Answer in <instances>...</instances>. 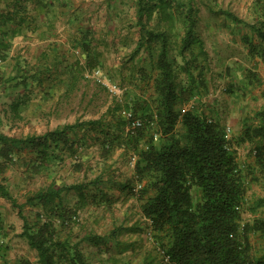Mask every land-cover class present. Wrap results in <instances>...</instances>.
<instances>
[{"label":"trees","instance_id":"1","mask_svg":"<svg viewBox=\"0 0 264 264\" xmlns=\"http://www.w3.org/2000/svg\"><path fill=\"white\" fill-rule=\"evenodd\" d=\"M135 1L141 35L132 59L143 52V59L134 64L144 90L130 97L129 107L143 125L126 134L124 125L130 126V122L118 115L120 105L110 109L109 119L89 123L100 129L96 138L106 156L116 145L137 154L133 178L120 184L140 200L141 214L155 240L154 249L146 252L141 264H264V196H248L252 183L264 182V106L244 119L236 138L238 143L249 142L254 152V160L243 162L233 148V138L227 137L225 124L197 107H184L195 96L208 93L211 86V59L200 31L197 1ZM255 5L252 20L214 7L211 11L226 13L230 21L225 25L240 34L250 56L264 63V0ZM243 76L244 83L262 85L256 68H244ZM236 84L233 79L229 85L232 96L248 93L239 91ZM75 126L27 137L29 152L34 154L26 162L28 169L40 173L45 163L55 162H49L51 156L65 161L68 153L75 158L82 141L69 135L68 130ZM17 140L0 133V169L15 162L23 151L14 144ZM75 167L82 166L76 162ZM106 174L109 178L111 165ZM109 184L106 181V196ZM91 185L102 186L97 179L63 187L53 182L29 199L51 207L46 219L39 214L35 223L26 222L24 228L41 264H92L82 242H106L92 233L73 241L71 233H64L78 223ZM72 188L79 194L78 205L65 206L62 192ZM93 200L100 201L98 193ZM247 209L253 212V219L244 218ZM114 232L115 236L119 231ZM116 244L120 246L119 241ZM103 260L104 264L130 263L114 254Z\"/></svg>","mask_w":264,"mask_h":264},{"label":"crops","instance_id":"2","mask_svg":"<svg viewBox=\"0 0 264 264\" xmlns=\"http://www.w3.org/2000/svg\"><path fill=\"white\" fill-rule=\"evenodd\" d=\"M126 2L127 0H0V133L18 139L14 144L23 151L17 161L27 164L31 156H34L29 152L27 137L43 135L68 125H58L52 119H45L44 125L32 130L30 117L45 109L48 103L59 101L64 92L86 83L88 80L85 73L88 70L101 68L110 77L113 74L112 76L121 79V72L125 68L121 58L130 49L127 47L128 41L132 42L134 39L137 44L140 38V26L136 17L129 15L132 9L127 7ZM133 34L134 38H131ZM117 41L119 46L113 47ZM128 73L130 77L132 70L129 69ZM210 90L212 91L211 86ZM32 103L39 105L38 111L34 109L33 113L29 110ZM185 105L186 109L198 108L195 102ZM202 106L199 111L204 112ZM103 116L106 118L105 113L100 118ZM84 122L87 123L85 126L76 125L74 129L68 130L69 135L77 142L82 140L78 145L83 147L85 144L86 152L93 140H96L100 149V139H95L101 135L100 129L93 128L90 120ZM102 150L106 152L103 146ZM68 155L65 156V161H71V171L76 162L82 167L85 165V169H82L85 170V175L82 173L81 180L68 183L67 180L73 175L67 178L59 177L58 174L50 178V175L40 172L39 183H36L34 190L22 189L20 194L13 192L10 186L12 177L9 173L13 172L15 163H7L3 170L0 169V264H31L36 259L35 253L38 254V251L24 235L25 223H35L37 216L47 214L51 207L45 208L40 200L30 202L29 199L53 182L57 187H63L86 180H100L102 186L91 185L86 194L88 204L82 208L91 213L93 207L106 209V204L109 206L112 202L106 199L111 197V192L106 196V181L110 183L116 178L106 177V153L96 155L87 152L77 160V157ZM55 157L51 156L49 162L55 160L53 163L56 164L62 161L61 157L58 160ZM116 158L117 155L114 159ZM92 164L100 165L96 172L88 169ZM84 178L87 179L83 180ZM118 184L121 185L120 181ZM120 192L123 198L128 194V189L122 186ZM94 193H98L100 197L97 203L93 200ZM62 197L63 205H78L79 194L76 189L64 190ZM68 229V232L64 230L65 234H72L74 227Z\"/></svg>","mask_w":264,"mask_h":264},{"label":"rangeland","instance_id":"3","mask_svg":"<svg viewBox=\"0 0 264 264\" xmlns=\"http://www.w3.org/2000/svg\"><path fill=\"white\" fill-rule=\"evenodd\" d=\"M196 1L199 7L200 31L205 40L206 48L208 49L211 59V71H209V76L211 78L212 91L210 90L208 93L195 96L189 104L195 102L198 109L204 104L202 108L208 116L212 118L217 116L216 118L225 124L227 129H230L231 137L233 138V148L237 152L239 160L243 162L252 161L255 159V156L250 143H238L236 142V138L241 131L242 123L245 121L244 119L248 117L249 114H255L259 108L264 106V63L257 57L254 58L250 56L246 45L241 41L240 34L230 31L225 25V23L230 21L226 13L215 14L211 11V7L222 9L223 11H232L243 19L252 20L257 0ZM130 2L131 5L128 6ZM135 3V0H127L126 5L132 9L129 15L137 19ZM155 23L156 21H152L151 25H155ZM139 35H141L140 31ZM131 38H134V34L131 35ZM237 41H239V43H237ZM118 44L119 42L117 41L113 47H116V45L119 46ZM136 45L134 39L132 42L128 41L127 47H130V49L127 51L126 56L121 58V62L125 64V68L120 75L121 79H119L118 76L111 75L113 79H118L116 81L121 84L123 89L121 94H114L92 76H88V72L94 69L92 68L85 73V78L88 81L78 84L74 89L64 92L59 101L48 103V106L40 111H38V104L32 103L31 107L29 106V110H31L32 113L34 109L38 111L36 116L30 117V126L32 130H36L38 126L44 125L46 122L44 121L45 119H52L58 123V125L68 123V125L76 124L78 127H82L87 124L84 121L96 120L100 118L103 113H105L106 117L109 119L112 116L110 109L115 110V107L119 105L120 109L118 110V115L124 116L127 119L123 111L124 109L130 110V97L134 95V93L140 95L144 88L140 76H138V70H136L135 67L136 62L139 64L143 59V52L136 55V61L132 59V54ZM120 56H122V54H120ZM181 60L182 59L179 57L178 61L180 63ZM244 68H256L262 75V85L244 83ZM129 69L132 70V77L131 75L129 77ZM233 79L238 81L236 85L240 88H238L239 91H241V89L242 91L246 89L248 93L242 94L241 92L240 94L239 92L237 95L232 96L230 94L229 85H231ZM148 95L149 93L145 94L146 97H148ZM26 122L25 126L27 124ZM124 127V132L126 134L130 133L129 124L126 123ZM178 128L179 132L182 133V122H179ZM83 136L81 137L83 138ZM87 152L96 155L98 153L101 155L106 153L102 150V146L99 149L96 140L92 141ZM87 152L85 144H83V147H79L78 155L75 157L81 158ZM66 155H68V153ZM116 155L117 160L114 159ZM134 155L137 156L135 151H127L118 145L114 146L111 153L106 156V167L111 165L110 177L112 175V177L114 176V178H116V181H112L107 185L109 192H111L109 201L111 200L112 202L109 206L106 204V209L105 207H93L91 209L93 213H91L90 210H83L82 208L84 207L79 210L78 223L74 224L71 239L73 241L77 240L85 235L86 232L88 233L91 231L92 234L95 233L96 235H100L101 238L107 242H103L102 240L99 243L89 240L82 242L81 247L86 255L91 258L92 264H104L103 257L105 259L113 254L124 261H129V264H141L145 253L153 250L155 247V240L152 236L151 228L147 220L143 218L141 214L140 200L136 199L129 191L128 194L124 195L122 198L120 192L122 186L118 184V181H120V183H125L126 180L133 178L136 163L133 160ZM14 163L15 165L12 167L13 172L10 171L9 173L12 177V184L10 185L11 190L19 194L22 189H28L29 191L34 190V187H36L35 185H37L36 183H39V173H34V171L28 169V165L17 161V157ZM99 166V164H92L88 169H92L96 172ZM70 167L71 161H59L56 164L50 162L44 164L40 172L50 175V178L58 174L59 177L67 178L73 175L72 178L67 180L68 183L81 180L82 173L85 175V170H82L85 169V165L82 168L75 167L72 171ZM42 177L44 180H47L46 177ZM86 179L87 178H84L83 180ZM253 195L264 196V182H255L251 184L248 196L251 197ZM48 214L49 212H47V214L44 213L43 219H46ZM243 215L246 220L254 218L253 212L249 209L245 210ZM68 230L69 229H66V232H68ZM117 230L119 232L114 236V231ZM116 241L120 242V246L116 244ZM253 241L257 243L258 239L253 237ZM35 255L36 259L31 261V264H41L38 259V254L35 253Z\"/></svg>","mask_w":264,"mask_h":264},{"label":"built area","instance_id":"4","mask_svg":"<svg viewBox=\"0 0 264 264\" xmlns=\"http://www.w3.org/2000/svg\"><path fill=\"white\" fill-rule=\"evenodd\" d=\"M88 76H92L95 80H97L99 83L106 86L111 92L114 94H121L123 92L121 84L109 76V74L104 72L101 68H94L92 71L88 72ZM124 114L129 119L130 122V132L136 130L138 127H141L143 125V121L140 118H135L133 115V112L131 110L124 109ZM158 134H155V138H158ZM227 137L231 140V133L230 129H227ZM134 162L137 160V156H133ZM142 184L139 185L141 188Z\"/></svg>","mask_w":264,"mask_h":264}]
</instances>
